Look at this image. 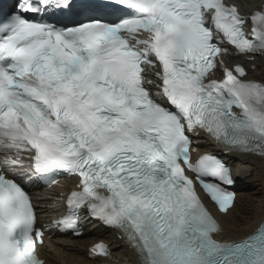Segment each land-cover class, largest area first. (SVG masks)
Segmentation results:
<instances>
[{
    "label": "snow or ice",
    "instance_id": "6c2138e0",
    "mask_svg": "<svg viewBox=\"0 0 264 264\" xmlns=\"http://www.w3.org/2000/svg\"><path fill=\"white\" fill-rule=\"evenodd\" d=\"M229 45L237 55L264 52V8L248 16L224 0L6 6L0 264H42L45 232L26 188L65 174L78 184L50 228L80 235L94 219L120 232L141 264H264V226L243 241L215 239L221 227L197 190L221 211L234 203L231 169L212 152L194 157V135L264 156V82L220 58ZM90 252L110 255L102 242Z\"/></svg>",
    "mask_w": 264,
    "mask_h": 264
},
{
    "label": "bare ground",
    "instance_id": "6f19581e",
    "mask_svg": "<svg viewBox=\"0 0 264 264\" xmlns=\"http://www.w3.org/2000/svg\"><path fill=\"white\" fill-rule=\"evenodd\" d=\"M232 1L237 3L245 12L261 7L262 4L258 0ZM237 61L246 64L243 58ZM249 65H255L256 70L249 71L248 78L264 82V58L256 54L253 57V61H249V64H246L247 67ZM205 150H211V148L204 146L201 149V151ZM224 157L231 164L234 173H238L239 183L236 192L237 197L233 206L225 214L218 215L221 225V232L218 238L221 241H238L247 237L259 224L260 220L264 218V157L234 151L225 153ZM255 180H259V182L256 183L257 181ZM253 181L255 182L253 183ZM69 182L74 184L76 179L72 178ZM240 202L243 203L240 204ZM56 210L65 211L61 207L46 210L41 212V214H49ZM113 237H115L113 230L105 231L100 227H96L93 231H90L89 228H86L84 237L76 240H67L65 245L56 247L53 254L48 253L44 256L50 260L49 264H90L91 261L85 258L87 246L99 240H105L112 249L111 257L118 264H137L136 258L133 257V253L128 246L124 245L121 240H112ZM95 263L97 262L95 261Z\"/></svg>",
    "mask_w": 264,
    "mask_h": 264
},
{
    "label": "rangeland",
    "instance_id": "374dc122",
    "mask_svg": "<svg viewBox=\"0 0 264 264\" xmlns=\"http://www.w3.org/2000/svg\"><path fill=\"white\" fill-rule=\"evenodd\" d=\"M255 181H257L256 183H258L259 182V180H255ZM255 181H253V183L255 182ZM243 202H240V204H242Z\"/></svg>",
    "mask_w": 264,
    "mask_h": 264
}]
</instances>
